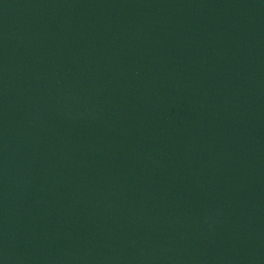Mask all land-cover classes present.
Masks as SVG:
<instances>
[{
  "label": "water",
  "instance_id": "1",
  "mask_svg": "<svg viewBox=\"0 0 264 264\" xmlns=\"http://www.w3.org/2000/svg\"><path fill=\"white\" fill-rule=\"evenodd\" d=\"M0 264H264V0H0Z\"/></svg>",
  "mask_w": 264,
  "mask_h": 264
}]
</instances>
